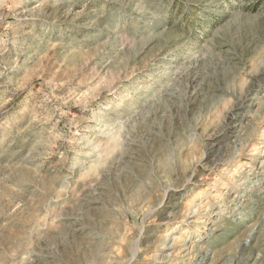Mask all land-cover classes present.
<instances>
[{
	"label": "rangeland",
	"instance_id": "1",
	"mask_svg": "<svg viewBox=\"0 0 264 264\" xmlns=\"http://www.w3.org/2000/svg\"><path fill=\"white\" fill-rule=\"evenodd\" d=\"M263 153L264 0H0V264H264Z\"/></svg>",
	"mask_w": 264,
	"mask_h": 264
},
{
	"label": "bare ground",
	"instance_id": "2",
	"mask_svg": "<svg viewBox=\"0 0 264 264\" xmlns=\"http://www.w3.org/2000/svg\"><path fill=\"white\" fill-rule=\"evenodd\" d=\"M264 154V153H263ZM237 173V172H236ZM238 186V185H237ZM214 215H217V213H214ZM174 240H177L178 239V237L177 238H173ZM167 249H169V248H167Z\"/></svg>",
	"mask_w": 264,
	"mask_h": 264
}]
</instances>
